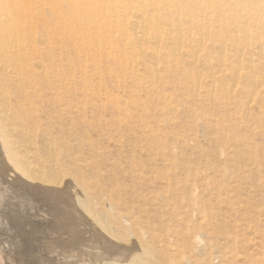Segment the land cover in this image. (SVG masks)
Returning <instances> with one entry per match:
<instances>
[{
  "label": "bare ground",
  "instance_id": "6f19581e",
  "mask_svg": "<svg viewBox=\"0 0 264 264\" xmlns=\"http://www.w3.org/2000/svg\"><path fill=\"white\" fill-rule=\"evenodd\" d=\"M228 1L0 0V264L22 263L14 251L12 255V251L6 249L4 243L16 224V212L19 210L13 207V202H16L13 195L22 193L23 204L32 196L46 201L49 195L60 194V190L72 184L84 196V199L76 196L77 206L91 218L95 226L112 243H126L133 247L128 260H110L102 264H180L177 263V256L169 252L162 256L163 252L153 245L154 237H149L150 228L143 204L136 207L138 211L128 212L118 205L119 197L115 200L105 190L97 197L92 191L93 185L87 183L86 178L94 165L87 163L94 159L92 147L84 143L91 147L89 157L78 155L74 148L80 147L82 139L72 129H66V123L71 121L74 126V120L80 118L81 113L75 112L73 118L68 116L70 110L65 107L66 76L63 65L74 59L81 62L82 58L84 64L94 62L95 66L96 59L109 62L121 56L129 65V57H140L142 61L148 60L155 66L154 69H148L155 76L162 75L163 65V81L170 78L171 74L174 77L185 75L192 83L198 77L205 76L214 89L216 75L222 74L225 67L223 51L230 48L227 59L234 66L235 86L230 92L226 77L221 76L220 85L224 87L220 91L221 97H217L212 90L207 94L213 107L224 110L234 107L232 111L235 114L245 107L238 100L240 94L245 93L241 89L236 90L239 80H250L259 73L264 77V0ZM239 45L249 48L254 46L255 51L259 50L256 54L258 58L253 59L247 53L243 61L246 54L241 52L243 48H239ZM160 49L164 51L163 56ZM115 51H120L121 55L115 56ZM213 53L216 55L214 59L218 61H212ZM166 57H173L176 63L172 65ZM198 59L203 61L204 67L200 68ZM86 74L82 71L81 77ZM262 81H257L261 87L264 86V79ZM197 83L195 88H201L200 80ZM255 83L251 80L247 85L256 87ZM260 96L261 104H264V93H260ZM218 98L220 100L216 102ZM111 103L119 108V112L123 111L119 107L123 103L120 105V101L112 100ZM189 111L185 112L189 114ZM261 114L264 115V110ZM125 116L131 118L130 113ZM225 116L232 115L226 113ZM212 142L215 151L219 152H223L224 145H230L226 138L216 137ZM160 152L157 157L162 158L167 166L169 158H163L166 152ZM149 155L154 158L152 154ZM176 165L185 171L183 160L182 164L180 160H174V164L171 161V167L175 169ZM192 171L188 169L186 174L181 173L184 181L180 182H184L183 186L176 187V172L166 178L168 186L174 190L169 204L181 211L177 213L175 209L171 210L175 212L172 219L179 221L180 229L176 233L177 241L170 245L174 244L172 247L183 254L197 250L205 255L212 251V243L203 240L205 229L201 226L195 229L188 224L192 223L191 215L196 200L201 199L198 196L199 189L207 182L216 185V181L208 179L206 174L199 180L202 177L201 170H194V174ZM137 179L145 177L139 175ZM152 201L155 202L154 197ZM201 202L206 211L208 206L204 198ZM28 204L31 206V201ZM25 209L18 212L21 219H31L29 217L32 215L28 212L30 207ZM42 211L37 219L45 223L47 212ZM165 236L168 238L170 235ZM211 241L215 243L217 239L212 238ZM157 254L161 260L155 258ZM191 258V254L186 257L187 264L191 263ZM75 264L91 263L82 260Z\"/></svg>",
  "mask_w": 264,
  "mask_h": 264
},
{
  "label": "rangeland",
  "instance_id": "374dc122",
  "mask_svg": "<svg viewBox=\"0 0 264 264\" xmlns=\"http://www.w3.org/2000/svg\"><path fill=\"white\" fill-rule=\"evenodd\" d=\"M239 48H243L241 52L246 54L243 61L247 53L253 59L258 58L256 54L259 50L255 51L254 46L239 45ZM160 50L163 56L164 51ZM223 52L225 72L216 75L214 89L205 76L198 77L194 84L185 75L174 77L171 74L163 81V65L162 75H156V78L148 70L155 66L148 60L142 61L140 57H129V65L123 56L109 62L96 59L95 66L94 62L84 64L82 58L81 62L74 59L63 65L66 76L65 107L70 110L68 116L73 118L75 112L81 113L80 118L74 120V126L71 121L66 123V129H72L82 139L80 147L74 148L78 155L89 157V148L92 147L94 159L87 163L94 165L86 178L87 183L93 185L92 191L97 197L103 190L110 192L115 200L119 197L118 205L128 212L135 211L137 206L143 204L150 228L149 237H154L153 245L163 252L162 256L168 252L177 256V263L180 264H187L186 257L190 254L192 264L203 261L206 264H264V115L261 114L264 104H261L260 96V93H264V86L259 85L264 77L259 73L250 80H239L236 90L241 89L245 93H241L238 100L245 107L235 114L232 111L234 107L227 110L213 107V103L208 101L207 92L212 90L217 97H221L220 91L224 89L219 79L221 76L226 77L230 92L235 86L234 66L227 59L230 48ZM114 53L117 57L121 55L120 51ZM211 55L212 61H218L214 59V53ZM165 59L172 65L176 63L173 57ZM198 60L200 68L204 67L203 61ZM82 71L87 73L86 76L81 77ZM199 80L201 88H195ZM251 80L256 82V87L247 85ZM254 97H257L255 102ZM111 100L120 101V105L123 103L119 106L123 111L119 112ZM219 100L215 99L216 102ZM187 110H190L189 114L185 112ZM128 113L131 118L125 116ZM226 113L232 116H225ZM216 137L226 138L230 143L223 146V152L215 151L212 140ZM84 143L91 144V147ZM160 151L166 152L163 158H169L167 166L162 158L157 157ZM174 160H180L181 164L183 160L185 171L180 170V165H176L175 169L171 167ZM235 167L238 169L235 170ZM188 169L193 170V174L194 170H201L199 180L206 174L208 179L216 181V185L207 182L199 189L198 196L204 198L208 209H203L198 198L191 215L192 223L188 224L195 229H205L203 240L212 243V251L205 255L197 250L183 254L172 247L174 244L170 245L177 241L176 233L180 229L179 221L172 219L175 212L171 210L175 209L177 213L181 211L169 204L174 190L168 186L166 178L176 172V187L183 186L184 182L180 181H184L182 175ZM139 175L145 179H137ZM59 193L49 195L46 201L38 196L30 197L27 203L31 201L32 207L26 202L23 204L22 193L17 194L19 197L13 195L16 210L32 209L28 210L31 219L22 220L21 212H16L15 227L4 242L12 255L19 256L22 262L19 264H75L82 260L102 264L110 260L122 262L129 259L133 247L126 243H112L77 206L76 196L84 199L81 191L72 184ZM152 197L155 202H151ZM32 199H35L34 202ZM42 210L47 212L45 223L38 221ZM167 234L170 236L165 238ZM212 238L217 241L213 243ZM167 243L169 246H166ZM20 249L24 251L23 255ZM155 258L161 260L158 254Z\"/></svg>",
  "mask_w": 264,
  "mask_h": 264
}]
</instances>
